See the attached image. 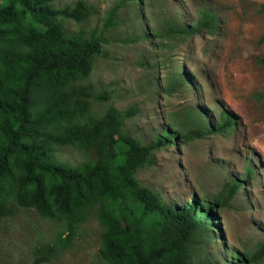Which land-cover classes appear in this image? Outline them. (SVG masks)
Listing matches in <instances>:
<instances>
[{
  "label": "trees",
  "instance_id": "16d2710c",
  "mask_svg": "<svg viewBox=\"0 0 264 264\" xmlns=\"http://www.w3.org/2000/svg\"><path fill=\"white\" fill-rule=\"evenodd\" d=\"M141 0H116L101 23L91 30L66 29L82 25L96 14L86 0L54 5V0H0V222L20 209L60 222L63 230L52 242L34 248L30 264H47L70 245L88 212L98 207L103 228L101 264H246L264 259V241L253 254L230 250L217 258L200 254L219 238L218 208L225 206L251 177L248 168L239 179L226 182L214 198H200L180 206L142 185L139 172L153 164L156 150L235 130L233 115L223 110L216 124L186 133L165 127L152 142L133 136L126 121L135 108L109 107L96 116L93 103L108 100L84 83L108 34L122 25L121 10L130 8L142 31ZM218 18L208 9L188 25L167 15L154 28L152 39L214 34ZM136 33V32H135ZM134 35V34H133ZM264 65V58L259 59ZM184 83V78L182 79ZM55 146H76L85 152L78 166L51 160ZM63 234H67L63 238Z\"/></svg>",
  "mask_w": 264,
  "mask_h": 264
},
{
  "label": "rangeland",
  "instance_id": "374dc122",
  "mask_svg": "<svg viewBox=\"0 0 264 264\" xmlns=\"http://www.w3.org/2000/svg\"><path fill=\"white\" fill-rule=\"evenodd\" d=\"M75 1L54 0V5ZM86 1L97 14L82 25L66 21V29L91 30L116 0ZM138 8L142 31L150 38L132 41L138 25L128 6L121 10L122 25L108 34L84 80L94 86L96 95L109 97L93 103L94 114L99 116L109 107L135 108L126 129L147 142L165 127L186 133L216 124L223 110L232 114L235 130L186 143L179 140L156 150L153 164L138 178L165 201L182 206L195 194L214 198L226 182L251 168V177L236 196L218 208L219 238L205 251L200 249L199 255L223 258L233 249L253 254L264 241V65L259 63L264 58V0H141ZM203 9L218 18L214 34L201 31L183 38L152 39L154 28L167 15L191 25ZM85 158L76 146H55L51 151L54 163L73 168ZM97 213L95 206L78 225L70 245L47 264L102 263L98 252L103 228ZM61 230L60 222L20 209L15 217L0 222V264H30L34 248L54 241ZM246 264H264V259Z\"/></svg>",
  "mask_w": 264,
  "mask_h": 264
}]
</instances>
